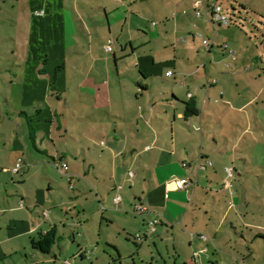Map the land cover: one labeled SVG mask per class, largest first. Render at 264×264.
Wrapping results in <instances>:
<instances>
[{
    "label": "crops",
    "instance_id": "0c3cea01",
    "mask_svg": "<svg viewBox=\"0 0 264 264\" xmlns=\"http://www.w3.org/2000/svg\"><path fill=\"white\" fill-rule=\"evenodd\" d=\"M217 2L0 0V63L16 59L10 77L0 64V163L12 153L10 163L21 164L1 192L16 217L0 244L27 251L54 232L51 254L41 252L51 256L71 230L87 258L104 244L121 255L122 237L140 247L141 235L154 237L160 253L159 239L173 240L180 264L181 229L190 249L182 264L212 260L226 221L213 208L227 202L231 210L228 183L243 176L217 140L226 141V70L235 55L215 52L227 49L216 29L226 26L211 16ZM178 179L189 188L178 190ZM139 204L147 211L136 212ZM152 220L159 224L149 235Z\"/></svg>",
    "mask_w": 264,
    "mask_h": 264
},
{
    "label": "rangeland",
    "instance_id": "374dc122",
    "mask_svg": "<svg viewBox=\"0 0 264 264\" xmlns=\"http://www.w3.org/2000/svg\"><path fill=\"white\" fill-rule=\"evenodd\" d=\"M217 4L222 7L223 14L234 23L229 28L216 27L217 34L225 42L227 49L222 52L216 48L215 52L220 59H224L229 52L235 53L234 57L229 58L233 70H226V133L223 134L226 141L221 136L217 140L220 143L222 141V145L226 142L224 147L230 155L228 159L231 158L233 162L236 160L243 176L241 179H230L228 183L231 185L228 190L231 201L235 195L231 210L228 209L227 202L218 209L213 208V211L222 209V216L226 214V221L222 227L223 235L219 237L221 241H217L222 248H212L214 256L206 263L216 264L218 261L221 264H236L239 261V264H264V25L258 22L264 21V0H218ZM1 60L0 64L6 67L7 76H13L12 68L9 67L16 64V59L8 54ZM216 112L218 114L219 109ZM209 115L213 116L214 113L211 111ZM221 129L218 125L214 127V132L219 135ZM12 157L14 160L15 155L11 153L7 163H0V235L1 232L5 234L10 219L16 217L13 211L5 212L1 193L5 190V184H10L16 177V165L10 163ZM54 167L57 173H63L56 165ZM60 179L63 180L61 177ZM55 194H58V190ZM136 217L141 219L139 215ZM214 222L219 225V220H213L212 223ZM216 224H213L214 228H217ZM59 229V236H62L66 231L62 225ZM104 230L105 239L110 229L105 226ZM180 230L177 229L176 234L181 236L182 233L185 240L183 246L179 247L182 264L190 249L189 237ZM66 236L67 241L59 245L58 249L55 248L51 256L36 252L32 247L27 251H19L6 249L0 244V264H65L64 260L70 264H165V260L168 264H175L178 258L173 240L161 242L159 239L160 253L155 247L154 237L147 241L136 239L140 247L135 244V239L127 242L122 237L125 244H122L124 247L121 255L104 244L99 250H91L87 258H82L79 246L71 238L73 232L67 231ZM133 236H136V231ZM35 252L36 258L33 256ZM25 253L28 255L25 256ZM55 254L63 259L55 260Z\"/></svg>",
    "mask_w": 264,
    "mask_h": 264
},
{
    "label": "built area",
    "instance_id": "2783aa9c",
    "mask_svg": "<svg viewBox=\"0 0 264 264\" xmlns=\"http://www.w3.org/2000/svg\"><path fill=\"white\" fill-rule=\"evenodd\" d=\"M202 4H203V1H198V2L195 3V7L196 8H199V7H201ZM197 13H198V15H201V13H200L199 10L197 11ZM211 16L215 20L214 22L218 23L221 26L228 27L230 25V23H231L230 22V19L226 15L223 14L222 7L219 6L217 3H214L213 6H212ZM205 44L208 45L209 44V41H205ZM106 50L108 52H111L112 51V46H110V45L106 46ZM172 75H173V72L172 71H170L169 73H167V76L168 77H171ZM20 166H21V164L18 165L16 172H18ZM62 167L63 168H67V165L66 164H63ZM226 171H227V173L230 176H233V170L232 169L227 168ZM190 184H191V182L188 179H178V180L175 181V187L178 190H187L189 188ZM121 200H122V198L119 195L115 199V204L117 206L120 205ZM135 211L138 212V213H144V212L147 211V209L143 205H140L139 204V205L136 206ZM158 224H159V222L157 220L150 221L149 222V225H148L147 234H149V235L154 234L156 232V229H157V225ZM137 238L138 239H142V236L141 235H138ZM202 239L203 240H207V237L206 236H202ZM67 264H69V263H67Z\"/></svg>",
    "mask_w": 264,
    "mask_h": 264
},
{
    "label": "trees",
    "instance_id": "16d2710c",
    "mask_svg": "<svg viewBox=\"0 0 264 264\" xmlns=\"http://www.w3.org/2000/svg\"><path fill=\"white\" fill-rule=\"evenodd\" d=\"M234 23V21H230ZM236 23V22H235ZM33 247L44 254H51L53 246L56 244V236L54 232L48 233L39 241H33Z\"/></svg>",
    "mask_w": 264,
    "mask_h": 264
}]
</instances>
